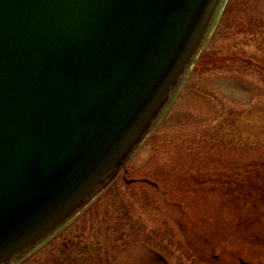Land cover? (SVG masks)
Masks as SVG:
<instances>
[{"label":"water","instance_id":"95a60500","mask_svg":"<svg viewBox=\"0 0 264 264\" xmlns=\"http://www.w3.org/2000/svg\"><path fill=\"white\" fill-rule=\"evenodd\" d=\"M225 2L0 0V264L26 257L114 179Z\"/></svg>","mask_w":264,"mask_h":264},{"label":"rangeland","instance_id":"374dc122","mask_svg":"<svg viewBox=\"0 0 264 264\" xmlns=\"http://www.w3.org/2000/svg\"><path fill=\"white\" fill-rule=\"evenodd\" d=\"M256 2L228 0L227 24L221 16L112 182L17 264H264V205L252 204L262 192L242 212L232 200L233 186L262 184L254 177L264 167V17H252ZM232 175L237 184L225 195Z\"/></svg>","mask_w":264,"mask_h":264},{"label":"trees","instance_id":"16d2710c","mask_svg":"<svg viewBox=\"0 0 264 264\" xmlns=\"http://www.w3.org/2000/svg\"><path fill=\"white\" fill-rule=\"evenodd\" d=\"M254 165H255L254 162H253V164L251 163V165H250L251 170H253ZM256 165H257V169H259V167H261V166H264V164H261V163H260L261 166H259L258 163H256ZM241 171H244V170H241ZM254 177L257 179L258 182H259V178L262 179L261 182H262V184H264V167H263V172H259L258 170L255 171ZM230 184H237L236 176H234V175L230 176V178L228 179V182L223 183V186H226V189H227V193L225 195H227L228 193L231 194V192H230L231 190L229 189V188H231L230 187L231 186ZM262 184L260 185V187H258V185H257L256 182L250 183L249 185H247V183H245L244 185H239V186L236 185V186H233V188H234L233 191H234L235 194L233 193L234 194V198H232V200L233 201H236L237 200V197L239 198V200H240L239 212H242L244 210V206H243L244 203H247L249 201L251 203L253 202V199L255 198V196L253 194L254 190H257L255 192H258V194H259V191H261L262 193H260V196H258V199H255V201L252 204L254 206L259 205V204L264 205V200H263V198H264V194H263V192H264V185H262ZM155 187L158 188L157 186H155ZM238 195H240V196H238ZM259 198H260V200H262L261 203L259 201ZM250 214H251V212H249V210H248L246 216L243 219L244 222H245L244 223V226L245 227H247L250 224L249 218H248V217H252ZM240 220L242 221V219H240ZM240 262L243 263V264H252V263L244 262L241 259H240Z\"/></svg>","mask_w":264,"mask_h":264},{"label":"flooded vegetation","instance_id":"af4514ba","mask_svg":"<svg viewBox=\"0 0 264 264\" xmlns=\"http://www.w3.org/2000/svg\"><path fill=\"white\" fill-rule=\"evenodd\" d=\"M238 1H243V0H238ZM254 1H257L255 3V5L253 6V10L252 12L256 15H252V17L255 19H257V22L259 23V19H258V15H261L262 17H264V0H254ZM227 3H228V0H226L224 6H223V9H222V12H221V16L222 18L224 19V23L227 24V19L225 20V18H227V15H226V10H227ZM259 7H261V9H258ZM263 22V21H261Z\"/></svg>","mask_w":264,"mask_h":264}]
</instances>
